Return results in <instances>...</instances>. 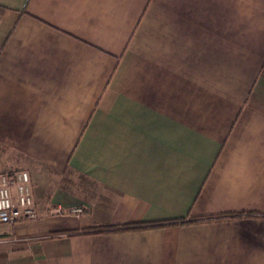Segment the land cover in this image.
Instances as JSON below:
<instances>
[{
    "label": "crops",
    "instance_id": "1",
    "mask_svg": "<svg viewBox=\"0 0 264 264\" xmlns=\"http://www.w3.org/2000/svg\"><path fill=\"white\" fill-rule=\"evenodd\" d=\"M0 9V172L37 210L0 264H264V0ZM133 223L164 224L100 231Z\"/></svg>",
    "mask_w": 264,
    "mask_h": 264
},
{
    "label": "built area",
    "instance_id": "2",
    "mask_svg": "<svg viewBox=\"0 0 264 264\" xmlns=\"http://www.w3.org/2000/svg\"><path fill=\"white\" fill-rule=\"evenodd\" d=\"M53 213L79 216L83 213V208L75 205L66 211L55 209ZM36 218L37 210L29 173L23 169L0 172V225L13 226ZM5 241V238L0 237V244Z\"/></svg>",
    "mask_w": 264,
    "mask_h": 264
},
{
    "label": "trees",
    "instance_id": "3",
    "mask_svg": "<svg viewBox=\"0 0 264 264\" xmlns=\"http://www.w3.org/2000/svg\"><path fill=\"white\" fill-rule=\"evenodd\" d=\"M1 10V9H0ZM172 223V222H170ZM164 223H154V224H123V225H115V226H110V227H105L101 229L100 231H122V230H129V229H137V228H142V227H147V226H159L163 225Z\"/></svg>",
    "mask_w": 264,
    "mask_h": 264
},
{
    "label": "rangeland",
    "instance_id": "4",
    "mask_svg": "<svg viewBox=\"0 0 264 264\" xmlns=\"http://www.w3.org/2000/svg\"><path fill=\"white\" fill-rule=\"evenodd\" d=\"M69 176V174H67V175H65V179H66V177H68ZM73 179V178H72ZM77 180H78V178H77ZM8 231V225H5V224H2V225H0V234H2V233H5V232H7ZM3 237H8V236H3Z\"/></svg>",
    "mask_w": 264,
    "mask_h": 264
}]
</instances>
